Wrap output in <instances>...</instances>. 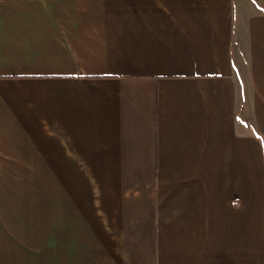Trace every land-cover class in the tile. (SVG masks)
<instances>
[{"label": "crops", "instance_id": "obj_1", "mask_svg": "<svg viewBox=\"0 0 264 264\" xmlns=\"http://www.w3.org/2000/svg\"><path fill=\"white\" fill-rule=\"evenodd\" d=\"M0 264H264V0H0Z\"/></svg>", "mask_w": 264, "mask_h": 264}, {"label": "rangeland", "instance_id": "obj_2", "mask_svg": "<svg viewBox=\"0 0 264 264\" xmlns=\"http://www.w3.org/2000/svg\"><path fill=\"white\" fill-rule=\"evenodd\" d=\"M40 171H41V172H43V171H45V172H46V170H39V172H40ZM53 171H54V170H53ZM55 171H58V170H55ZM45 179H46V178H45ZM24 192H25V191H24ZM24 192H23V194H25ZM22 196H23V195H22ZM40 196H43V195H42V194H40Z\"/></svg>", "mask_w": 264, "mask_h": 264}]
</instances>
